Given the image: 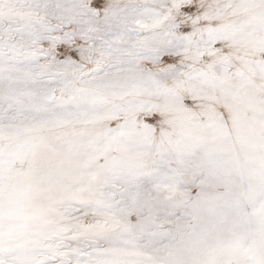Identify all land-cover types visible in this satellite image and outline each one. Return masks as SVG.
I'll return each instance as SVG.
<instances>
[{
    "label": "snow or ice",
    "instance_id": "6c2138e0",
    "mask_svg": "<svg viewBox=\"0 0 264 264\" xmlns=\"http://www.w3.org/2000/svg\"><path fill=\"white\" fill-rule=\"evenodd\" d=\"M0 264H264V0H0Z\"/></svg>",
    "mask_w": 264,
    "mask_h": 264
}]
</instances>
